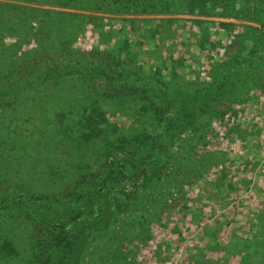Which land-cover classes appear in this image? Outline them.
Returning a JSON list of instances; mask_svg holds the SVG:
<instances>
[{
  "label": "rangeland",
  "instance_id": "374dc122",
  "mask_svg": "<svg viewBox=\"0 0 264 264\" xmlns=\"http://www.w3.org/2000/svg\"><path fill=\"white\" fill-rule=\"evenodd\" d=\"M164 1L166 10L116 13L109 11L103 0H0V16L14 29L0 41V65L10 56L40 44L45 47L44 53L50 52V57L58 61L57 65L73 68L64 80H47L40 86L37 83L38 102L21 97L0 106L1 133L10 135L13 141L6 146L16 151L15 177L31 191L29 202L35 206L27 210L29 203L25 211L11 218L10 237L21 243L16 264L25 260L23 244L35 240L37 231L41 237L47 234V227L57 233L56 217L67 202L75 200L69 196L70 190H76L71 188L74 177L85 170H101L97 161V147L103 138L100 131L116 129L132 136L159 130L162 116L155 109L165 107L167 100L142 95L149 86L133 85L140 75L154 71L153 77L159 81L172 78L190 91L209 82L213 64L230 54L245 61L236 63L230 71L235 79L228 80L229 91L214 101L208 97L196 119L206 133L202 147L222 151L223 160L195 174L193 181L184 185L191 198L186 210H171L164 215L166 224L161 227L147 225L151 237L137 244V260L138 264H192L193 250L198 249L213 264H242L243 250L264 234V4L260 0H206L199 12L195 8L187 11L189 0ZM35 9H42L41 13L34 14ZM68 33L72 34L69 46L73 56H58V42ZM118 54L127 59L119 65L124 80L111 83L107 81V67L118 68L120 57H111ZM49 55H44L43 67L51 63ZM245 63L253 71L252 80L242 83L235 72ZM19 75L13 78L16 82L23 78ZM113 89L122 93L109 97ZM9 99L0 97V102ZM83 107L99 111L93 120H85L80 116ZM52 110L58 113V121L97 128L92 129L95 135L78 153L74 139L61 133ZM110 175L107 188L116 195L114 168ZM20 184L4 193L8 197L22 196ZM157 192L170 198L165 203L178 194L173 186L151 191ZM151 200L150 194H143L144 207L135 212V220L137 214L145 212L160 216L162 208ZM46 211H51L53 220L44 219ZM124 216L119 211L113 225L120 226ZM257 253L256 261L264 257L262 250ZM33 264L44 263L36 259Z\"/></svg>",
  "mask_w": 264,
  "mask_h": 264
},
{
  "label": "trees",
  "instance_id": "16d2710c",
  "mask_svg": "<svg viewBox=\"0 0 264 264\" xmlns=\"http://www.w3.org/2000/svg\"><path fill=\"white\" fill-rule=\"evenodd\" d=\"M103 1L107 3L109 11L116 13H149L166 10V6H168L165 5L164 0ZM179 1L184 2V0ZM204 1L206 0H189L187 11H193L195 8L202 12ZM260 2L262 5L264 4V0H260ZM41 10L35 9L33 13H41ZM203 13L207 14V12ZM139 20L136 19L135 22H139ZM12 30L14 29L0 16V41ZM253 35L252 33L249 37L252 38ZM71 40L72 34L60 38L56 48L58 56L64 57V54L73 56L74 51L69 46ZM44 50L45 47L38 44L35 48L33 46L22 50L18 54L10 56L9 60L2 61L0 80L5 81V84L0 83V97H10V99L0 102L1 107H6L21 97L28 98L30 103L38 102L41 84L47 80L56 83L57 78L63 79L70 74V69H73L72 66L61 67L57 65L58 61L50 57V52L44 53ZM34 54L38 56V59ZM46 54L49 55L48 61L51 63L43 67L42 62L45 60L44 55ZM121 55H111L112 59L120 57L116 70L107 67V81L111 83L124 80V71L119 65L126 62L127 59L124 54ZM244 61L245 58H239L236 54L226 56L220 62L213 64L210 74L212 79L209 82L192 88L190 91L185 90L187 89L185 86L182 88L180 84H175L176 82L171 80L172 78L169 79V82L159 81L158 78L153 77L154 71L140 75L133 82V85H138L141 88L149 86V91L142 90V95L149 94L160 100H167L165 107L155 109L162 116L159 130L152 134L140 132L132 136H127L123 132H116V129L111 130L114 132L100 131L101 134L99 135L103 138L97 147V161L101 163V170L98 172L85 170V172L79 173V176L74 177L71 188L76 190H70L69 196L75 200L66 203L63 208L64 211L59 216L61 219L56 217V231L57 233L60 232L61 235L59 236L47 227V234L41 237L36 227L35 240L29 244H23L25 260L21 261V264H33L36 259L44 264H138L137 244L151 237L147 225L149 223L150 225L158 224L161 227L166 224L164 215L171 210H175V212L186 210V205L191 198L183 190L184 185L193 181L196 177L195 174L208 170L213 164L223 160L222 151L218 153L214 149L207 150V148L202 147V140H205L206 133L204 135L203 129L199 128L201 124L196 123L197 114L204 111L202 107L207 104L208 100L206 99L208 97L214 101L229 91L228 80L235 79L234 76H231L230 71L234 69L236 63ZM241 65L243 67L235 72L241 82L244 83L247 79L248 81L252 80L253 71L248 68L249 63ZM18 74H20L19 76L23 75V78L16 82L13 78ZM37 83L39 86L36 89L37 86H34ZM120 93L122 92L113 89V93L109 97H114ZM45 103L47 105L48 103L54 104V102ZM85 109L88 111L87 114L84 113ZM98 111L96 108L88 110L83 107L80 116L85 120L89 118L93 120L94 113ZM55 112L52 110V114L56 118L55 121L59 123L61 133L74 139L73 147L78 153L81 146L85 144L84 142L95 135V133H91L92 129L97 128L95 126L89 128L88 124L73 126L58 121V113ZM1 123L0 264H16L17 259L15 258L21 254L18 244L21 243L14 242L10 237L9 232L12 231L11 226L13 225L11 218H14L18 211H25L28 207L30 203L28 192L31 191L20 184V181L15 177L14 153L16 151L14 147L6 146L7 142L13 140L10 135L1 133L3 120ZM103 132H107V134H103ZM19 147L21 148V146ZM106 158L107 163L105 164ZM113 168L117 175L115 176L118 192L116 195H112L107 188V181L112 177L110 173ZM155 170L158 171L157 173L161 171H166V173L156 176ZM103 172L105 173L102 176L101 173ZM188 173L192 174L187 176ZM19 184L23 188L22 196L8 197L4 193L5 189H14ZM172 186L176 187L178 194L172 197L170 202L165 203L170 198H166L163 193H151V191L162 189V187L169 188ZM147 188L150 190L147 191ZM144 193L150 194L152 204L155 202L157 206L160 205L162 208L160 216L152 212H145L144 214H137L138 217L135 220V212L144 207L142 206ZM31 207L35 206L31 204L27 210ZM36 209L37 213L39 212L41 215L39 207L36 206ZM119 211L124 212L125 216L120 226L118 224L114 226L115 215ZM29 215L32 214H27V216ZM43 217L49 221L54 219L51 211H46ZM39 219L40 221L44 220L43 218ZM50 232H52L51 235ZM109 232L112 234L109 235ZM254 240L252 241L255 242L254 244L250 243L249 247L243 250L240 260L242 264H256V262L264 264V257L262 259L257 258L256 261L257 252L261 250L264 252V234L261 235V239ZM251 249L253 252L250 254ZM83 251L87 252V256H83L85 253ZM250 257L253 258L252 262H249ZM191 261L192 264H213L212 260L210 259L209 262L198 249L193 250Z\"/></svg>",
  "mask_w": 264,
  "mask_h": 264
}]
</instances>
